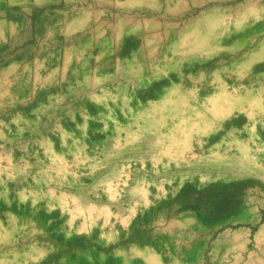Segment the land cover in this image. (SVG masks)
I'll use <instances>...</instances> for the list:
<instances>
[{"label": "rangeland", "instance_id": "rangeland-1", "mask_svg": "<svg viewBox=\"0 0 264 264\" xmlns=\"http://www.w3.org/2000/svg\"><path fill=\"white\" fill-rule=\"evenodd\" d=\"M126 1L77 0L67 8L64 0H0V73L11 68L0 90V130L11 138L3 147L5 136H0V180L9 185L11 195L9 205L0 195V221L14 230L11 239L0 240V255L15 250L9 264H264L263 177H197L184 182L178 176L161 178L145 186V203L140 193L130 194L125 188L142 168L145 149H132L107 164L104 122L92 118L85 132L79 127L84 122L82 109L98 115L91 99L94 89L118 81L105 77L96 86L90 77L84 85L86 75L98 72L123 79V67L135 54L133 68L143 71L145 82L133 86L131 93L144 103L156 100L172 80L205 98L218 86L215 72L241 95L264 90V58L247 72L242 69L250 53L264 45V0ZM213 8L226 21L216 29L222 35L214 33L210 39L214 49L163 70L176 37L197 19L206 25L202 16ZM76 16L86 18L70 32L67 24ZM263 113L255 115L262 135ZM19 116L30 124L19 123ZM247 123L242 113L228 118L222 130L209 140L204 137V150L234 128L243 132ZM60 124L77 139L69 141L74 150L80 149L76 154L61 147L56 128ZM113 129L112 125L109 134ZM45 137L53 139L57 151H64V163L58 160L52 166L42 146ZM197 153L203 155V150ZM7 154L14 160L10 174L3 171ZM115 164L119 166L111 185H119L120 192L112 198L109 183L94 185L92 170L101 172ZM146 164L152 170L150 159ZM19 188L37 192L38 197L22 198ZM48 190L54 195L47 196ZM72 198L84 209L74 217L62 204L68 201L71 206ZM102 202L113 207L104 213L96 207ZM10 214L16 217L12 224ZM146 251L153 258H147Z\"/></svg>", "mask_w": 264, "mask_h": 264}, {"label": "bare ground", "instance_id": "bare-ground-1", "mask_svg": "<svg viewBox=\"0 0 264 264\" xmlns=\"http://www.w3.org/2000/svg\"><path fill=\"white\" fill-rule=\"evenodd\" d=\"M138 2L140 0H127L125 4L132 5ZM202 17L206 25L202 24L203 19H197L189 27H186L187 29L181 32L170 45L171 54L165 55L166 63L163 70L170 71L179 60H189L196 54H202L211 48L214 49L215 46L210 39L214 33H222L221 31H218V33L216 29L222 23L226 24L225 15L220 14V11L213 8L211 12L203 14ZM2 30L3 26L0 23V35ZM263 58L264 45L250 53L249 58L243 61L242 69L247 72L253 64ZM136 61V54L131 60H127V66L123 67V79H121V75H119V79L117 75L112 74L111 76L108 74L99 75L98 72H95L94 75L85 74L84 85L92 81L90 77L97 84L96 86L101 85L106 80L105 77L111 80L118 79V81L112 87L104 88L100 86L99 89L92 90L91 99L97 105L98 115L92 117V112L88 108L82 109L84 122L79 124L81 130L85 132L92 118L104 122L103 131L108 134L104 151V159L107 164L111 163V158L120 157L132 149H145L143 151L146 153L144 154V161H142V168L137 170L136 178L130 186L127 187L129 179L125 183V188L130 194L140 193L142 200L148 203L149 189L145 187L148 183L158 181L161 178L173 180L177 176L181 178V182L193 180L197 177L202 180L225 179V177L239 179L256 175L264 178V170L262 169L264 166L262 165V160H264V135L258 133L255 117L256 113L264 112V90L262 88L256 91L246 90L245 94L241 95L235 88L229 87V84L221 80L218 72H215L213 77L218 86L213 94L205 98H200L196 90L186 89L181 83L172 80L171 85L164 87L163 92L161 91V95L156 100H149L148 103H144L138 94L135 97L131 93L133 86L139 87L145 82L143 71H135L133 68ZM122 63L123 61L119 58L117 62L119 68H121ZM10 69H5L0 73V90L5 86V80L10 73ZM156 70L160 72L159 68ZM159 74L156 76H161ZM111 101L114 102L113 106L109 104ZM241 113L248 116V123L243 132L238 128H234L218 143L212 145L209 150H204L206 142L214 133L223 129L225 121ZM74 118L77 119V117ZM16 119L19 123L26 121L30 124L28 120L21 116L16 117ZM112 125L114 129L111 135L109 129ZM56 128L61 147H70V150L73 151L74 149L69 141L71 139L77 141L75 136L63 124L58 125ZM243 133L247 135L245 138L242 137ZM0 136H5L6 145L3 147H7L8 141L11 140L10 136L2 130H0ZM206 136L209 137L207 141L204 140ZM42 146L46 148L51 161L54 162L52 166H55V161L58 160L64 163L65 153L64 151H57L53 139L45 137L42 140ZM79 150V148L78 150L75 149V154ZM199 150H203V155H198ZM146 159L151 160L152 170L146 164ZM5 160L7 164L3 171L10 174L14 167V160L10 154L5 156ZM95 165L99 167L97 162ZM117 166L119 164L112 165L101 172L92 170L94 185L109 183L107 189L112 198L116 195L114 194L115 191L120 192L119 185H116L115 188L111 185L117 176ZM44 172L42 168L40 173L43 175ZM1 183L4 185L0 190L1 198L9 205L11 196L9 185L0 180ZM46 193L47 196L54 195L50 190ZM19 194L22 198L38 197L37 192L24 188H19ZM72 201L71 206L68 201H62V204L65 208L69 207L74 217L76 214L80 215V212H83L84 209L82 206L75 204L78 202L76 198H72ZM96 207L106 213L113 206L102 202L97 204ZM15 219L16 217L10 214V224ZM13 236V227L5 226L0 221V240H9ZM14 255H16L15 250H7V252L2 253L0 264L11 263L10 256ZM144 255L147 258H153L148 251L144 252Z\"/></svg>", "mask_w": 264, "mask_h": 264}, {"label": "crops", "instance_id": "crops-1", "mask_svg": "<svg viewBox=\"0 0 264 264\" xmlns=\"http://www.w3.org/2000/svg\"><path fill=\"white\" fill-rule=\"evenodd\" d=\"M37 1H40V0H37ZM53 1H58V0H46V3H51V2H53ZM65 1V6L67 7V8H70V7H74V5H75V2L77 1V0H64ZM43 6V5H42ZM45 6H47V4H45ZM84 18H86V17H75L71 22H69L68 24H67V30H69L70 32H73V31H75V30H77L78 29V27L81 25V24H83L84 23ZM82 20V21H81ZM67 51H68V49H67ZM66 54H67V52H66ZM66 62H69V59L67 58L66 59Z\"/></svg>", "mask_w": 264, "mask_h": 264}]
</instances>
